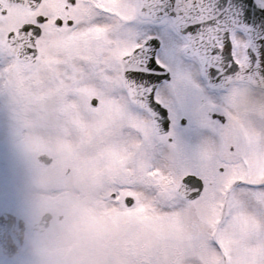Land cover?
I'll return each mask as SVG.
<instances>
[{
    "label": "snow or ice",
    "instance_id": "snow-or-ice-1",
    "mask_svg": "<svg viewBox=\"0 0 264 264\" xmlns=\"http://www.w3.org/2000/svg\"><path fill=\"white\" fill-rule=\"evenodd\" d=\"M8 85L99 162L134 264H264V0H0Z\"/></svg>",
    "mask_w": 264,
    "mask_h": 264
},
{
    "label": "rangeland",
    "instance_id": "rangeland-1",
    "mask_svg": "<svg viewBox=\"0 0 264 264\" xmlns=\"http://www.w3.org/2000/svg\"><path fill=\"white\" fill-rule=\"evenodd\" d=\"M28 102L14 85L0 94L6 109L0 113V175L9 176L5 183L0 179V213L18 214L27 224L45 210L63 218L55 217L42 234L27 232L23 250L13 257L0 252V264H134L130 253L134 240L123 225L120 206L111 198L112 188L99 162H93L80 142L68 144L57 128H20ZM40 152L53 157L50 165L36 164ZM94 204L116 209L114 228L107 230L97 217L90 218L88 207ZM66 234L71 236L68 248L58 252L57 243Z\"/></svg>",
    "mask_w": 264,
    "mask_h": 264
},
{
    "label": "bare ground",
    "instance_id": "bare-ground-1",
    "mask_svg": "<svg viewBox=\"0 0 264 264\" xmlns=\"http://www.w3.org/2000/svg\"><path fill=\"white\" fill-rule=\"evenodd\" d=\"M22 115L24 119H22V121L19 123V127L25 129L26 131L36 126H41L47 129H51V128L59 129L54 119L51 117L48 108L43 104L29 101L27 107L23 110ZM61 132L63 133V135L66 136V141L68 144H77V142H80L74 135H70L63 131ZM8 178L9 176H7L6 173L0 175V179H3V183L8 181ZM7 185L9 186V184ZM88 212L87 213L90 215V218L92 216L97 217V221L99 222L100 225H102L103 228H106L107 230L114 228L115 225L114 223L116 222V218H117L115 215L116 209L114 207L102 209L100 206L94 204L91 207H88ZM70 240H71V236L66 234L60 241H58L56 246L58 252H66L68 248L66 244ZM79 260H81V258L79 259L77 258V261Z\"/></svg>",
    "mask_w": 264,
    "mask_h": 264
},
{
    "label": "water",
    "instance_id": "water-1",
    "mask_svg": "<svg viewBox=\"0 0 264 264\" xmlns=\"http://www.w3.org/2000/svg\"><path fill=\"white\" fill-rule=\"evenodd\" d=\"M39 165H47L51 162L52 158L46 153H39L36 157ZM59 218H62L60 215ZM0 219L8 223L7 228L0 229V246L8 256L16 254L20 251L24 241V220L12 213L3 212L0 214ZM52 219L50 212H44L40 215L39 219L32 223L31 231L40 233L48 229Z\"/></svg>",
    "mask_w": 264,
    "mask_h": 264
},
{
    "label": "flooded vegetation",
    "instance_id": "flooded-vegetation-1",
    "mask_svg": "<svg viewBox=\"0 0 264 264\" xmlns=\"http://www.w3.org/2000/svg\"><path fill=\"white\" fill-rule=\"evenodd\" d=\"M12 22H15V18H13V21Z\"/></svg>",
    "mask_w": 264,
    "mask_h": 264
}]
</instances>
